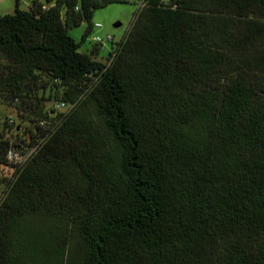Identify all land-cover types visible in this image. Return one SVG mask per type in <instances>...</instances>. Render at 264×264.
<instances>
[{
  "label": "trees",
  "instance_id": "16d2710c",
  "mask_svg": "<svg viewBox=\"0 0 264 264\" xmlns=\"http://www.w3.org/2000/svg\"><path fill=\"white\" fill-rule=\"evenodd\" d=\"M45 1L0 15V264H264V0H138L105 64L67 30L126 0Z\"/></svg>",
  "mask_w": 264,
  "mask_h": 264
},
{
  "label": "rangeland",
  "instance_id": "374dc122",
  "mask_svg": "<svg viewBox=\"0 0 264 264\" xmlns=\"http://www.w3.org/2000/svg\"><path fill=\"white\" fill-rule=\"evenodd\" d=\"M33 1L18 0L17 2V0H0V15H12L15 13L17 7L20 10L29 11ZM38 1L46 3L45 0ZM138 8V0H126L95 9L92 24H102V28H93L86 36L88 23L84 21L80 25L68 28V34L80 45L84 53L88 54L93 60L105 64L107 63V56L111 51L112 44L106 43L105 48L102 49L95 44L94 38L101 37L105 39L107 35H111L115 40V44L122 41L130 29ZM115 25L118 26L116 27ZM0 112L2 115L12 116L16 123L19 120L18 112L12 106L0 105ZM1 194L2 188L0 187Z\"/></svg>",
  "mask_w": 264,
  "mask_h": 264
},
{
  "label": "built area",
  "instance_id": "2783aa9c",
  "mask_svg": "<svg viewBox=\"0 0 264 264\" xmlns=\"http://www.w3.org/2000/svg\"><path fill=\"white\" fill-rule=\"evenodd\" d=\"M168 1V0H164ZM102 24H96L93 28H102ZM95 44L100 46L102 49L105 48V44L109 43L112 44L115 42L113 36L107 35L105 39L101 37L94 38ZM58 108L63 112L70 109V106L66 103H59ZM7 124V129L10 130L9 133H13L12 129L15 126V119L12 116H8L5 120ZM43 124V123H42ZM37 147H28L27 145L21 146V148L14 147L13 145L10 146L6 153V166H0V176L3 177H11L13 173L22 167L36 152Z\"/></svg>",
  "mask_w": 264,
  "mask_h": 264
},
{
  "label": "water",
  "instance_id": "95a60500",
  "mask_svg": "<svg viewBox=\"0 0 264 264\" xmlns=\"http://www.w3.org/2000/svg\"><path fill=\"white\" fill-rule=\"evenodd\" d=\"M116 27L118 26V25H115Z\"/></svg>",
  "mask_w": 264,
  "mask_h": 264
}]
</instances>
